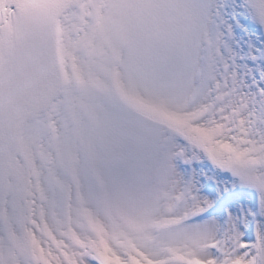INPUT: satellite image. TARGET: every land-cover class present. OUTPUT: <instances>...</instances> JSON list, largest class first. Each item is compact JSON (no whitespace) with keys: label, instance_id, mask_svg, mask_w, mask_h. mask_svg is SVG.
<instances>
[{"label":"snow or ice","instance_id":"6c2138e0","mask_svg":"<svg viewBox=\"0 0 264 264\" xmlns=\"http://www.w3.org/2000/svg\"><path fill=\"white\" fill-rule=\"evenodd\" d=\"M0 264H264V0H0Z\"/></svg>","mask_w":264,"mask_h":264}]
</instances>
